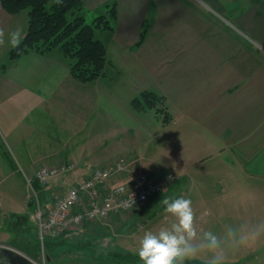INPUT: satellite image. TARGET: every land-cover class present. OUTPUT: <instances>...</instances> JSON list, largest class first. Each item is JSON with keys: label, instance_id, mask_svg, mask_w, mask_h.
Returning a JSON list of instances; mask_svg holds the SVG:
<instances>
[{"label": "crops", "instance_id": "obj_1", "mask_svg": "<svg viewBox=\"0 0 264 264\" xmlns=\"http://www.w3.org/2000/svg\"><path fill=\"white\" fill-rule=\"evenodd\" d=\"M149 1L118 0L115 30L105 33L126 68L93 81L106 77L112 81L108 86L86 88L71 76L58 50L30 51L11 60L0 71V123L30 137L36 133L42 143L43 159L29 160V172L38 162L73 161L75 171L88 178L96 167L123 158L141 163L148 173H162L165 169L148 156L160 122L132 104L143 90L155 91L166 96L173 115L163 129L173 134L176 145L164 167L182 174L165 198H176L182 186L197 195L205 190V198L190 199L198 223L214 231H222L231 217L235 225L264 219V0ZM22 13L11 15L0 4V27L7 31L19 26L25 36L28 16ZM149 13L145 41L137 47ZM101 40L109 54V44ZM6 50L11 49L0 48V53ZM150 66L157 69L145 76L137 73ZM25 139L19 136L18 141ZM186 141L191 143L183 150ZM4 168L0 166L1 173ZM243 185L253 190L252 204L261 213H227L225 206L246 204L239 197ZM212 192L219 195L211 201ZM158 199L151 204L162 205ZM204 206L206 214L201 213ZM252 249L254 264H264V241ZM245 251L250 252L248 247L239 252ZM0 264H10L3 253Z\"/></svg>", "mask_w": 264, "mask_h": 264}, {"label": "rangeland", "instance_id": "obj_2", "mask_svg": "<svg viewBox=\"0 0 264 264\" xmlns=\"http://www.w3.org/2000/svg\"><path fill=\"white\" fill-rule=\"evenodd\" d=\"M106 1L108 0H84L85 9L82 13L86 17L87 23H92L97 16L102 14L110 16L108 13L109 10L106 7L107 4L112 5L114 2H117L118 10V0H111L103 5H99L97 3ZM145 2L148 4L150 1L145 0ZM137 4H142V0H138ZM20 13H22L21 16L24 17L27 15L29 21L28 9L22 10L16 14H9L17 15ZM118 14L119 12L117 13V18L113 20L114 29H97L95 30V38L99 40L103 39L107 44H109V40L108 37H106L105 32L110 34V31L115 30V22L118 19ZM21 18L23 17H20V25L22 23ZM151 19L150 13L145 15V25L142 27L137 42L135 43L137 47L141 46L145 41L148 29L147 27L149 26L148 23L151 22ZM27 30L28 23L26 33ZM142 34H144V37H142ZM11 50H6L4 54L3 52L0 53V71L7 70L10 61L14 60L10 57ZM57 50L66 57L70 74L73 77L71 73V64L74 59L65 54L59 47H56L51 51ZM110 60L113 61V65H111ZM123 61L124 59L121 57V54L115 51L112 44H109V54L107 48V65L105 73L99 78H102L107 74L113 75L117 72V69L126 68L125 63H121ZM146 68H144V74L140 71L137 73L145 76L149 75L147 70L154 71L157 69L156 66ZM73 78L77 80L75 77ZM99 78L93 81H96ZM106 79L108 78L105 77L101 79L102 81L95 83H93V81L86 82L85 86L90 89L88 85H91L90 90L94 91V85L99 84L108 86L112 82ZM149 86L154 88L152 82H149ZM104 89H106L105 86ZM144 91L152 90H143L142 92ZM152 92L156 93L155 91ZM156 94L164 98V104L160 102L156 107L147 109H138L134 106L133 107L136 111H148L150 114L149 116H155V118L159 120L160 125H158V129L155 132L157 138L149 142L148 156H154L156 164L163 167L165 170L162 173L151 174L150 172L148 173L144 171L145 169L141 167V163L127 161L122 158L113 165L101 166L111 169L112 175L106 184L101 185L100 188L105 196H110L112 195L113 189L118 185H124L132 190L140 189L141 184L139 179L142 175H147L151 181H166L168 176H172V180L165 183L162 192L152 194L149 200L144 204L137 205L130 210L113 212L107 217L88 219L80 224L73 223L61 231L52 230L56 234H53L51 230L41 231L40 221L38 218L39 211L42 213L43 222H46L56 209L59 201L69 192L70 189L86 179L85 176L87 175L81 173L79 170L75 171L77 167L73 161H66L59 164L38 162L33 166L34 171L29 172L26 168V164L29 160L43 159V157H39L43 151L40 147L42 143H40V141L37 142L36 133L32 134V137H30L28 132H21L18 131V129L17 131H13L11 130V126L5 125L1 121L0 166L3 165L5 170L2 173L0 172V251L6 247L15 248L24 255H27L33 261V264H142L136 255L138 241L144 231L148 229H155L161 225L162 218L165 216L163 205H153L151 204L153 203L151 201L158 198V200H162L167 197L168 193L179 182L182 176L181 173H177L171 168L164 167L172 158L171 154L175 149L174 147L176 145V141L173 139V134H171L167 128L163 129L164 125L166 126L173 121V115L169 108L167 98L165 95ZM122 96L125 95L121 94L120 97ZM123 100L125 101V97ZM165 106L172 117V120L168 123H163V114L158 112V109ZM19 136L26 139L22 142L18 141ZM190 143V141L183 142V150L188 149ZM32 145L34 147H32ZM49 150L54 151L53 145L49 147ZM46 151L45 155L48 154ZM36 156H38V158H35ZM44 157L46 159L49 156ZM12 163H15V165ZM71 163L75 164V169L67 174H60L49 179H41L38 176L39 172L44 168H55L60 167L63 164ZM35 180L40 183V188L38 190L33 187V182ZM85 193H87V197L84 198V196L81 195L80 202L72 208V213L83 211L89 207V193ZM239 193L240 198H246V204L238 205V207L235 205L225 206L227 208V213L231 216L239 213L253 216V214L257 211L258 213L262 212L257 210V207L252 204V198H250V195H252L253 190H251V188H248L247 185H243L239 190ZM176 194L177 197L183 196L185 198H191L192 196H195L197 199L205 198V190H203L202 195H197L194 190H189L188 187L184 186L179 187ZM216 195L219 194H216L215 192L210 194L209 197H213L211 198V201L215 199L214 196ZM257 206L259 208L262 207L261 204ZM207 211V206H204L201 209V213L203 214H206ZM261 215L264 216V213L262 212ZM251 222H253V220ZM229 224H236L233 217H231ZM15 243L23 244V247L26 246V249L35 246L38 247V245L41 247L34 255H29L28 249L18 248V246H15ZM249 250V254L245 251L246 253L238 252L231 256L229 264H254V250L252 249V246L248 247V251Z\"/></svg>", "mask_w": 264, "mask_h": 264}, {"label": "trees", "instance_id": "obj_3", "mask_svg": "<svg viewBox=\"0 0 264 264\" xmlns=\"http://www.w3.org/2000/svg\"><path fill=\"white\" fill-rule=\"evenodd\" d=\"M0 2L11 14L29 10L27 33L20 49L11 50V59H17L30 51L45 54L59 47L74 59L71 73L78 81L86 83L104 75L107 48L101 40L95 38V30L114 29L113 20L117 18L118 13L117 2L106 5L110 16L99 15L92 23H87L82 13L85 9L84 0H62L60 4H57L56 0H0ZM160 102L164 104L163 97L152 91H144L133 100L132 104L135 108L147 109L156 107ZM158 112L163 114V123L172 120L166 106L158 109ZM33 187L38 190L40 183L35 180ZM15 246L21 249L26 247L21 243H15ZM40 247L38 245L27 248L29 255H34ZM0 252L4 254L3 249ZM189 264H202V261L193 260Z\"/></svg>", "mask_w": 264, "mask_h": 264}, {"label": "clouds", "instance_id": "obj_4", "mask_svg": "<svg viewBox=\"0 0 264 264\" xmlns=\"http://www.w3.org/2000/svg\"><path fill=\"white\" fill-rule=\"evenodd\" d=\"M23 39L21 27L7 31L0 27V48L19 50ZM160 203L166 223L140 237L136 255L142 264H189L196 259L202 264H229L230 257L240 250L264 241V219L228 224L222 231H214L198 223L190 198H163Z\"/></svg>", "mask_w": 264, "mask_h": 264}, {"label": "built area", "instance_id": "obj_5", "mask_svg": "<svg viewBox=\"0 0 264 264\" xmlns=\"http://www.w3.org/2000/svg\"><path fill=\"white\" fill-rule=\"evenodd\" d=\"M75 169V164H63L60 167L44 168L39 172L41 179H49L60 174H67ZM112 171L109 168L98 167L94 169L90 177L81 181L77 186L59 201L51 217L43 222L42 213L39 211L38 218L40 221L41 231L59 230L67 228L70 224H80L88 219L107 217L116 211L130 210L137 205L146 203L152 194L163 191L165 183L171 181L168 176L166 181H151L147 175L140 177L141 188L132 190L124 185H118L113 189L112 195L105 196L100 186L106 184L111 178ZM83 192H88L90 205L83 211L72 213L71 210L81 199ZM134 200V203L132 201ZM44 229V230H43ZM52 231V232H53ZM53 234H56L53 232Z\"/></svg>", "mask_w": 264, "mask_h": 264}, {"label": "water", "instance_id": "obj_6", "mask_svg": "<svg viewBox=\"0 0 264 264\" xmlns=\"http://www.w3.org/2000/svg\"><path fill=\"white\" fill-rule=\"evenodd\" d=\"M3 252L10 264H33V261L27 255H24L15 248L6 247L3 249Z\"/></svg>", "mask_w": 264, "mask_h": 264}]
</instances>
